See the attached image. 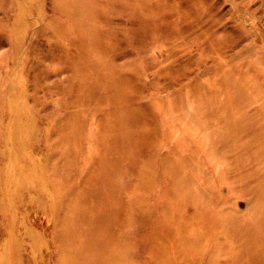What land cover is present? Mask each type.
Returning a JSON list of instances; mask_svg holds the SVG:
<instances>
[{"label":"rangeland","instance_id":"374dc122","mask_svg":"<svg viewBox=\"0 0 264 264\" xmlns=\"http://www.w3.org/2000/svg\"><path fill=\"white\" fill-rule=\"evenodd\" d=\"M0 264H264V0H0Z\"/></svg>","mask_w":264,"mask_h":264}]
</instances>
